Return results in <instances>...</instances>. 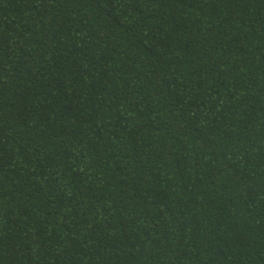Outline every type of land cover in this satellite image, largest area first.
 Segmentation results:
<instances>
[{"label":"trees","instance_id":"trees-1","mask_svg":"<svg viewBox=\"0 0 264 264\" xmlns=\"http://www.w3.org/2000/svg\"><path fill=\"white\" fill-rule=\"evenodd\" d=\"M0 264H264V0H0Z\"/></svg>","mask_w":264,"mask_h":264}]
</instances>
